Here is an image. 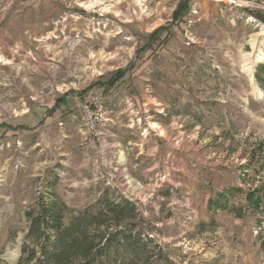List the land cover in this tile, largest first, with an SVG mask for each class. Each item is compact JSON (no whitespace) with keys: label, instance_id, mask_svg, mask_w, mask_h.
<instances>
[{"label":"rangeland","instance_id":"rangeland-1","mask_svg":"<svg viewBox=\"0 0 264 264\" xmlns=\"http://www.w3.org/2000/svg\"><path fill=\"white\" fill-rule=\"evenodd\" d=\"M244 1L24 0L23 38L0 0V264L43 204L67 222L105 194L140 238L113 264H264V10Z\"/></svg>","mask_w":264,"mask_h":264},{"label":"trees","instance_id":"trees-1","mask_svg":"<svg viewBox=\"0 0 264 264\" xmlns=\"http://www.w3.org/2000/svg\"><path fill=\"white\" fill-rule=\"evenodd\" d=\"M180 7L187 10L188 3L183 2ZM259 71L255 77L264 91V64L260 65ZM121 76L119 71L117 78L109 84H114ZM106 195L95 206L73 214L67 222L65 212L69 209L64 203L43 204L29 218L26 236L29 243L23 245L17 264H113L116 244L140 238H133L136 237L131 229L133 225L122 226L130 213H135V207L126 200L112 201ZM251 199L250 195L248 200Z\"/></svg>","mask_w":264,"mask_h":264},{"label":"built area","instance_id":"built-area-1","mask_svg":"<svg viewBox=\"0 0 264 264\" xmlns=\"http://www.w3.org/2000/svg\"><path fill=\"white\" fill-rule=\"evenodd\" d=\"M237 4V2H234ZM242 6L264 10V4L258 0H247L241 2ZM105 102L101 95L89 96L82 105L84 114V127L86 132L93 138L102 135V125L104 123Z\"/></svg>","mask_w":264,"mask_h":264},{"label":"crops","instance_id":"crops-1","mask_svg":"<svg viewBox=\"0 0 264 264\" xmlns=\"http://www.w3.org/2000/svg\"><path fill=\"white\" fill-rule=\"evenodd\" d=\"M12 5L14 7L19 5V7H15L13 9H11V17H12V20L11 22L12 23H21V30H20V33H21V36L24 38V0H14V2H12ZM62 98L64 97H61L59 98L60 101L56 102V104L49 109V115H51L53 112L56 111V109L60 106V104H65L66 100L64 98V101H62ZM52 110V111H51Z\"/></svg>","mask_w":264,"mask_h":264},{"label":"bare ground","instance_id":"bare-ground-1","mask_svg":"<svg viewBox=\"0 0 264 264\" xmlns=\"http://www.w3.org/2000/svg\"><path fill=\"white\" fill-rule=\"evenodd\" d=\"M257 58H258L259 60H263V59H264V53H259V54L257 55Z\"/></svg>","mask_w":264,"mask_h":264}]
</instances>
